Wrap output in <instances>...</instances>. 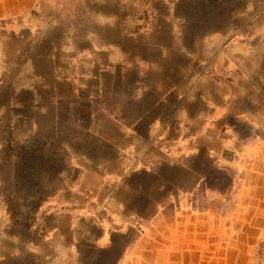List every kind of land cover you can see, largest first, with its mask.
Segmentation results:
<instances>
[{"label":"crops","instance_id":"1","mask_svg":"<svg viewBox=\"0 0 264 264\" xmlns=\"http://www.w3.org/2000/svg\"><path fill=\"white\" fill-rule=\"evenodd\" d=\"M182 2L0 0L3 92L26 106L55 109L65 119L58 124L71 127L69 137H97L81 156L72 150V168L86 171L80 158L97 163L90 172L99 177L96 205L103 208L95 207L98 215L72 192L59 199L56 216L87 219L81 244L90 239L110 250L125 239L116 264H222L224 238L241 235L232 226L217 229L236 215L207 213L202 196L187 198L195 209L153 228L163 217L153 208L177 202L173 191L158 201L145 197L139 179L163 166L174 190L176 178H197L183 188L191 195L205 190L207 167L241 170L246 204L264 206V0H236L215 23L194 25L192 6ZM193 28L203 35L193 40ZM84 123L93 130L80 133ZM133 143L150 155V171L119 169L118 150ZM104 162L115 168H101Z\"/></svg>","mask_w":264,"mask_h":264},{"label":"rangeland","instance_id":"2","mask_svg":"<svg viewBox=\"0 0 264 264\" xmlns=\"http://www.w3.org/2000/svg\"><path fill=\"white\" fill-rule=\"evenodd\" d=\"M185 1L182 5L192 6L193 25L199 22L215 23L217 13L236 3V0ZM199 7H204L201 14ZM190 32L193 40L203 35L202 31L194 28ZM5 88V81L0 82V264H116L126 244H129L125 239L119 238L114 248L105 250L97 243L92 244L90 239L85 242V238H82L81 235L90 232L84 216H78L82 221L79 224L73 223L70 214L56 216V210L62 209L57 204L59 199L72 192L87 204L91 203L89 207L95 213V207L103 208L96 205L101 188L95 180L98 176L92 172L97 163L80 158L86 171L78 172L72 168L76 163L72 150L79 151L77 156H81L84 147L94 143L97 137H69L66 131L71 127L58 124V121L64 122L65 119L57 117L55 109L34 108L31 104L26 106L14 101L3 92ZM44 105L51 106L50 103ZM84 112L81 111L80 122L87 121V113ZM93 128L85 123L79 125L80 133ZM140 152L136 143L119 149V169L125 174L150 171V155ZM102 167L108 170L115 168L107 162ZM167 171L163 166L158 174H144L139 179L145 197L158 201L173 191L177 202V205L168 202V205L155 211L153 208L152 213L160 212L163 216L159 218V223L153 224V228L166 227L170 216L195 209L192 207L194 205L188 204V199L202 196L203 201L208 203L204 206L207 213L236 215L233 222L223 220L216 223L217 229L226 231L232 226L231 230L241 232L239 238L233 231V236L224 238L225 252L220 256L222 264H264V206L246 204L245 194L239 188L243 184L241 170L235 174L229 169L217 173L212 167H207L206 188L202 195L199 192L191 195L188 191L185 194L183 189L193 186L197 181L195 177L176 178L174 186L177 187L172 189L171 183L167 182L170 180ZM232 181L234 186L230 189ZM146 228L151 229V223ZM132 229L129 240L135 235V227ZM80 240L85 241L81 244ZM208 258L210 260L211 255Z\"/></svg>","mask_w":264,"mask_h":264},{"label":"bare ground","instance_id":"3","mask_svg":"<svg viewBox=\"0 0 264 264\" xmlns=\"http://www.w3.org/2000/svg\"><path fill=\"white\" fill-rule=\"evenodd\" d=\"M126 33H127V32H126ZM119 36H120V35H119ZM128 36H129V35H128ZM110 41H111V40H110ZM39 56H40V55H39ZM36 57H37V56H36ZM31 59H32V58H31ZM39 59H40V58H39ZM42 60H44V59H42ZM46 61H47V60H46ZM43 63H44V62H43ZM44 64H45V63H44ZM44 64H43V65H44ZM46 64H47V62H46ZM45 66H46V65H45ZM35 67H36V66H35ZM46 67H47V66H46ZM52 67H53V66H52ZM47 69H48V68H47ZM52 71H53V70H52ZM88 72H89V71H88ZM50 74H51V72H50ZM38 75H39V74H38ZM61 75H62V74H61ZM46 77H48V76H46ZM49 77H50V76H49ZM56 77H58V76H56ZM107 78H108V77H107ZM53 79H54V78H53ZM111 79H112V78H111ZM111 79H110V80H111ZM106 80H107V79H106ZM106 80H105V81H106ZM50 81H51V80H50ZM87 81H88V80H87ZM105 81H104V82H105ZM111 82H112V81H111ZM111 82H110V83H111ZM51 83H52V81H51ZM39 84H40V83H39ZM42 84H43V83H42ZM93 84H94V83H93ZM50 85H51V84H50ZM117 85H118V84H117ZM40 86H41V85H40ZM60 88H61V87H60ZM122 114H123V113H122ZM124 117H125V116H124Z\"/></svg>","mask_w":264,"mask_h":264}]
</instances>
